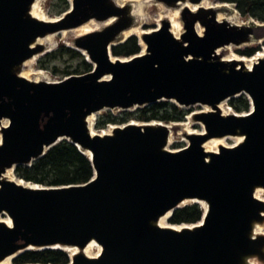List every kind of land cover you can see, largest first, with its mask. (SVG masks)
I'll use <instances>...</instances> for the list:
<instances>
[{
    "label": "water",
    "instance_id": "1",
    "mask_svg": "<svg viewBox=\"0 0 264 264\" xmlns=\"http://www.w3.org/2000/svg\"><path fill=\"white\" fill-rule=\"evenodd\" d=\"M33 1L0 0V177L5 170L13 175L15 166H29L60 141L83 156L89 152L93 176L83 185L49 188L0 179V216L10 223L0 221V261L31 250H81L89 242L100 248L97 256L76 254L68 264L264 261V236H252V225L264 223V202L253 196L254 189L264 190V59L246 71L215 54L249 43L253 26L217 22L211 8H180L178 39L167 20L149 33L141 26L143 53L111 61L118 36L134 27L126 7L70 0L52 22H40L28 16ZM185 1L200 2L154 0L164 8ZM108 19L110 25L71 43L70 49L84 53L90 72L50 83L16 75L24 61L43 52L30 48L36 38ZM240 95L249 111L222 116L217 105ZM161 101L210 109L192 112L202 132L186 136L181 149L165 150L168 131L158 122H129L104 136L89 133L86 118L92 114L132 112ZM225 137L241 142L203 151L207 140ZM185 200L205 205L198 223L175 226L179 230L155 226Z\"/></svg>",
    "mask_w": 264,
    "mask_h": 264
},
{
    "label": "trees",
    "instance_id": "2",
    "mask_svg": "<svg viewBox=\"0 0 264 264\" xmlns=\"http://www.w3.org/2000/svg\"><path fill=\"white\" fill-rule=\"evenodd\" d=\"M221 3L233 4L237 13L242 17L251 18L259 23H264V0H218ZM68 8L67 0H51L48 4V14L58 16ZM134 36H130L122 43L110 48V54L115 58H129L140 52L139 41ZM59 56H66L75 60L73 69L56 70L55 67H46L42 63L53 61ZM253 50H246L242 56L250 57ZM255 55V54H254ZM253 55V56H254ZM38 69L49 71L51 75H59L61 78L67 76L83 75L91 70V65L87 63L83 56L74 50L59 48L56 52L45 56L44 62H38ZM228 107L235 114L247 113L249 102L245 96L240 95L227 101ZM110 114L105 112L94 120L93 129L95 131L104 129L107 125H124L129 121L139 123L158 122L162 124L180 123L186 112L172 103L161 101L148 105L132 112H116ZM13 176L31 185L39 187H62L70 185H83L93 176V170L87 157L81 155L76 148L60 141L49 149L40 159L32 162L29 166H15ZM203 209L196 204H189L174 210L168 218V223L172 226L194 225L202 217ZM68 255L60 250L28 251L16 257L13 264H68Z\"/></svg>",
    "mask_w": 264,
    "mask_h": 264
},
{
    "label": "bare ground",
    "instance_id": "3",
    "mask_svg": "<svg viewBox=\"0 0 264 264\" xmlns=\"http://www.w3.org/2000/svg\"><path fill=\"white\" fill-rule=\"evenodd\" d=\"M43 1L44 0H34L28 9V16L37 20V21H40V22H52L53 19H47L43 14L42 5H41V3ZM110 1H112V3L114 5H116L117 7H126V14L134 22V27L128 29L127 31L122 32V34L120 36H122V38H126L129 35L135 36L139 41V45L141 46L140 53H143V45L140 41V37L145 33L144 31L140 30V27L143 26L144 22H145V19H144L145 13L143 14V10H144V7L147 6L148 2H151V1L153 2L154 0H110ZM153 6H158L160 9V18L158 20L157 27L159 26L160 20H167L169 23V32L175 39H178V37L182 31L181 24L178 21V12H179L180 8H188V10H190L191 12H195L199 8H203V9L211 8L213 10H218V11L223 10L224 14H222V15L216 13L215 19L217 22L222 21V22H225L227 25L238 26V27L245 25V23H240L237 21L236 14L234 12H229V13L227 12V9L229 8L227 5L206 6L204 4V0H200L199 4H197V5H191V4H188L187 1H185L184 4L177 3L173 7H169V8H164L158 4H155ZM112 22H113V19H108L104 22H97L94 20H89L88 22L80 25L79 27H77L75 29L59 31V32H55L53 34L46 35L42 38H36L34 40V42L31 44L30 48H32L34 46H40L43 51H46V50H49L50 48L53 47V45H54L53 37L55 35H59V34L69 35L66 38V40L71 41V40H74L75 38L89 34L91 32L99 31L102 28H105L106 26L110 25ZM249 22L250 21H248V23ZM195 31L200 36L202 29L195 26ZM149 32H151V31H148L146 33H149ZM261 40L264 41V38L258 40L257 43L261 42ZM70 41H65L66 46L72 48ZM230 47H231V45L219 48L215 51V54L218 55L219 51L228 50ZM80 53L83 54V56L85 58L84 53L81 51H80ZM39 55L40 54H35L30 59L24 61L20 65V67H18V72L16 73V75L20 78L27 80V81L39 82L41 80L43 82L50 83L51 81H49L46 78H41V79L39 77L34 78V79L31 78V76H41L42 75V73L40 71L32 72V70L30 69L32 62L34 60H36V58H38ZM259 59H264V53L257 52L254 56H252L251 58H248V59L243 58V57H235V56H231V55H226L224 57H220V60L223 62L227 63V62L233 61V62L237 63V66L242 65L246 71L250 70L251 67ZM110 60L113 61L112 59H110ZM107 79H108V77L102 78V80H107ZM200 108H201V112H209L210 111V109L208 107H205V106H201ZM217 110L219 111V113L222 116H227V115L231 114L230 111L226 107H224V102L217 105ZM194 114L195 113H192L191 115L186 116L185 121L183 123H170V124L166 125V129L168 131L166 146L168 144H170L172 134H173V132H172L173 127H179V133L178 134L183 135L184 138L186 136H189V135L197 134L194 130H191V126L196 125L195 123L192 122V119H191ZM95 115L96 114H92L86 118L87 128H88L91 136H93V134H94V132L91 130V126L95 120L94 119ZM6 124H7L6 121H2L1 127H5ZM153 125H155V124H153ZM111 128L113 129V127H111ZM103 134L109 135L110 131H108L107 133L105 131ZM224 139L233 140L235 145L241 142V138H239V137H234V138L225 137V138H220V139H210V140H207L206 142H204L202 144L203 151L205 153H216L217 147H219V146L225 147V145L222 143V141ZM165 150H167L166 147H165ZM82 153L87 158L90 157L89 152L83 151ZM0 179L6 180L9 182H14L17 185H20L23 187L34 188V186L30 185L29 183H25L21 180L15 179L14 176L12 175L11 170H5L4 173L1 175ZM261 194L264 195V190H262L260 188L254 189V192H253L254 198L259 200V201L264 202V199L261 198V196H260ZM193 202H195V201L185 200V201H182L180 204H178L177 207L179 208V207H183L187 204H193ZM199 206L203 210H205V205L203 203H199ZM168 216H169V213H166L163 216L159 217L155 223V226H157L159 228H170L173 230H179V227L166 225V220L168 219ZM0 221H2V223H4L6 226H10V223L7 219L4 218V219H1ZM252 236L253 237L264 236V223L252 225ZM94 247L97 250H96L95 254H92L91 253L92 248H94ZM62 250H64V252H66V254L68 255L69 258H71L72 256H74L76 254H81L82 256H84L86 258H95L97 256V254L99 253L100 248L96 244H94L93 242H89L81 250H78L77 248H67V249H62ZM263 252H264V250H263ZM15 256H16V254L9 256V257H6L2 261H0V264H9L11 259L14 258ZM244 262H245V264H259L255 258H246Z\"/></svg>",
    "mask_w": 264,
    "mask_h": 264
},
{
    "label": "rangeland",
    "instance_id": "4",
    "mask_svg": "<svg viewBox=\"0 0 264 264\" xmlns=\"http://www.w3.org/2000/svg\"><path fill=\"white\" fill-rule=\"evenodd\" d=\"M50 1L51 0H44L41 3L43 14H44V16L47 19H52V18L56 17V16H50L48 14V4H49ZM67 4H68V0H67ZM152 4L155 5L156 3L154 1L153 2L152 1L151 2H148L147 3V6L144 7V10H143V14L145 13L144 14L145 22H144V25L142 27H143V29H145L147 31H151L154 28H156L157 27L158 20L160 18V9H159V7L158 6H153ZM204 4L206 6L227 5L229 7L227 9V12L228 13L229 12H234L236 14V17H237V21L238 22L245 23L244 26H253V32H252V36L250 38V42L249 43H245V44H242L240 46H233V45H231V47L228 50L219 51L218 52V56L219 57H224L226 55H231V56H235V57H243V58H246L245 56H242L241 55V53L243 51H246V50H253L254 51V54H256L257 52L264 53V41L261 40V42L257 43L258 40L264 38V25H259L260 24L259 22L255 21V20H253L251 18H248V17H245V16L244 17L240 16L237 13V11L235 10V7H234L233 4L221 3L218 0H204ZM68 7H69V4H68ZM217 13L218 14H221V15L224 14L223 13V10L222 11H218ZM251 20L254 21L255 23H257V25H253L250 22L248 23V21H251ZM140 29H142V28H140ZM68 36L69 35H64V34L55 35L53 37V42H54L53 47L50 48L49 50H46V51H43V52L39 53L40 54L39 57L36 58V60H34L32 62V65H31L30 69L32 70V72L40 71L42 73V75L41 76H31L32 79L38 78V77L40 79L41 78H46V79H48L51 82H58V81H60V80L63 79L59 75H51L49 71L38 69L37 66L39 65L38 62H44L45 61V56L46 55H48L50 53L56 52L60 47L61 48L70 49V47L66 46V42H65V41H70V40H66V38ZM129 36H133V35H129ZM124 39L125 38H122V36H118V38L116 40L117 42L114 43V44H119ZM72 41L73 40H71L70 43H72ZM139 48H140V51H141V46L140 45H139ZM143 49H144V46H143ZM70 50H72V49H70ZM110 59L113 60V59H115V57H112L111 54H110ZM118 59H123V58H118ZM42 64L44 66H46V67H52L53 66V67L56 68V70H59L60 71V70H63V69H69V70L73 69L75 67V65H76V61L75 60L68 59L66 56H59V55H57V58H55L53 61H49L47 63H42ZM224 107L229 108L228 105H227V101L224 102ZM181 110H183L184 112H186L185 116L183 117V121L180 122V123H183L185 121V117L186 116H189V114H191L192 112H199V111H201V108L198 107L197 105H194L192 107H189L188 109H181ZM229 111H230V113H233L230 108H229ZM105 112H109L110 114L114 115V114H117L116 112H118V111H116V110H111V111L103 110V111H100V112L96 113L95 118L98 117V116H101ZM129 122L141 124V123L135 122V121H129ZM164 125H168V124H164ZM111 127H113V128L114 127H121V125L120 126L111 125ZM191 130H194L197 133V132H200V127L198 125H194V126L192 125L191 126ZM93 132L96 133L95 130H93ZM172 132H173V134H172V138H171L170 144H168L166 146V149L169 150V151H175V150H178V149H181V148L185 147L187 145V141L185 140V138L183 137V135H181V134L179 135L178 134L179 133V127H173ZM222 143L225 145V147H230V146L235 145L234 144V141L231 140V139H224L222 141ZM260 196H261V198L264 199V195L261 194ZM187 205H189V204H187ZM2 218L3 217L0 216V219H2ZM167 220H166V225L167 226H172V225H170L168 223ZM96 250L97 249L95 247L92 248V252L91 253L92 254H95L96 253ZM12 261H13V258L11 259V261H10L9 264H13ZM258 263L259 264H264V261H260L259 260Z\"/></svg>",
    "mask_w": 264,
    "mask_h": 264
},
{
    "label": "built area",
    "instance_id": "5",
    "mask_svg": "<svg viewBox=\"0 0 264 264\" xmlns=\"http://www.w3.org/2000/svg\"><path fill=\"white\" fill-rule=\"evenodd\" d=\"M110 130H111V126L107 125L104 129L96 131V134L103 136V135H104L103 133H104L105 131H106V133H107V132L110 131ZM197 133H199V132H197Z\"/></svg>",
    "mask_w": 264,
    "mask_h": 264
},
{
    "label": "flooded vegetation",
    "instance_id": "6",
    "mask_svg": "<svg viewBox=\"0 0 264 264\" xmlns=\"http://www.w3.org/2000/svg\"><path fill=\"white\" fill-rule=\"evenodd\" d=\"M139 45V44H138ZM140 53V52H139ZM198 107H200V106H198ZM94 130V129H93Z\"/></svg>",
    "mask_w": 264,
    "mask_h": 264
}]
</instances>
